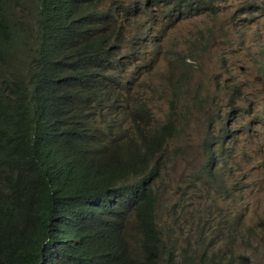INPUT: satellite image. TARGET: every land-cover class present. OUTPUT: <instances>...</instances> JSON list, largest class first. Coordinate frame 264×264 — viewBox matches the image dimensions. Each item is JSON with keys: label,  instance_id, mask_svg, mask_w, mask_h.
<instances>
[{"label": "clouds", "instance_id": "clouds-1", "mask_svg": "<svg viewBox=\"0 0 264 264\" xmlns=\"http://www.w3.org/2000/svg\"><path fill=\"white\" fill-rule=\"evenodd\" d=\"M168 1L76 0L74 11L77 17L72 26V47H64L61 37L58 46L55 43L49 45L54 49L45 56L46 39L36 23L39 13L34 23L32 18L30 23L23 25L27 27L25 31H18L21 32L17 44L21 64L27 63L24 68L30 71V90L33 92L34 80L41 84L39 91L28 97L32 133L27 140L32 150L40 156L58 159L74 152L87 162H94L99 171L109 169L111 181L98 196L93 198L79 192L86 205L83 220L92 228L103 231L106 236L114 233L122 235L124 246L134 249L137 254L140 252L139 230L143 229V223L137 220L135 213L147 198L156 201L150 220L154 218L162 230L164 243L166 236L172 235L179 226H175L177 221L174 218L178 216L173 206L166 210L167 216H172V222L169 224L166 220L163 225L169 224V227L164 230L160 226L158 202L160 183L181 156V149L172 150L169 144L175 129L169 123L162 127H151L150 119L146 118L147 110L145 114H139L141 107L132 105L136 81L147 67H158L163 57L160 47L163 33L153 17L152 2L160 7ZM10 2L12 5L15 3L16 9L37 12L40 0H36L33 7H28L26 0ZM204 7L210 10L214 5L206 0H196V4L191 5L196 14ZM182 15L183 12H180ZM18 29L15 27V31ZM54 37L52 35L50 39ZM224 52L219 44L218 53ZM190 53L193 57H189L183 65L199 67L198 57ZM227 63L224 61V66ZM256 65L264 76V57ZM127 66H131L132 71L128 72ZM236 89L233 83L229 90ZM221 104L210 98L206 99V104L199 103L203 111L196 118V126L200 132V154L206 178L204 187H199L201 195L218 194L232 180L264 170V100L260 104H252L243 99L232 107L223 108ZM0 162H3L1 156ZM190 179L188 189L200 180L193 181V175ZM63 180V176H57L51 182L45 181L49 185L50 198L63 195ZM181 200L183 197H180ZM184 201L177 203L180 204L179 213L183 214L187 223L192 219L197 223L198 213L185 210ZM236 212L227 229L233 230V225H240V210L236 209ZM253 224L248 225L247 232L254 230ZM225 228L222 224L214 233L215 238L210 240L200 229V238L194 240V245L202 248L200 264H242L247 258L231 250L238 235H224ZM240 237L246 240L244 247L255 248L256 245L247 235ZM134 241L138 247H133ZM221 241L224 243L220 244ZM188 243L193 244L186 241L183 245L176 237L169 238L166 245L175 252L174 264H195V259L186 250L183 251L184 263L176 256L177 250ZM219 246L222 251H219ZM159 262L164 264V255H161ZM42 264L88 263H79L76 254L51 245Z\"/></svg>", "mask_w": 264, "mask_h": 264}, {"label": "rangeland", "instance_id": "rangeland-1", "mask_svg": "<svg viewBox=\"0 0 264 264\" xmlns=\"http://www.w3.org/2000/svg\"><path fill=\"white\" fill-rule=\"evenodd\" d=\"M35 1L26 0L27 6L33 7ZM206 2L214 7L210 10L204 7L198 14L191 8L196 0H169L160 7L152 2L153 17L163 33L160 36L163 57L158 67H147L136 81L132 105L146 106V118L150 119L151 127L171 124L175 130L169 144L172 150L181 149V156L160 183L158 196L160 226L166 220L169 224L173 220L166 210L172 206L177 209L178 217L174 219L177 221L175 226H179L172 235L166 236L165 242L168 243L170 237H176L183 245L186 241L193 242L177 250L178 260L184 263L183 251L186 250L195 259V264H200L202 248L194 245V240L200 238V229L210 240L224 224V235H238L231 250L247 256L242 264H264V170L232 180L218 194L201 195L199 187H204L206 178L200 154V132L196 126V118L203 111L199 103L206 104L208 98L222 103V108L232 107L243 99L252 104L264 100V76L256 65L264 57V0ZM16 10L21 27L32 18V23L35 22L36 11ZM180 12H183L182 16ZM175 21L178 22L174 24ZM20 35L18 32L19 38ZM219 44L224 48L223 54L218 53ZM190 52L198 57L199 67L183 65L193 57ZM224 61L229 63L224 66ZM26 64L22 63V67ZM127 70L132 71V67L127 66ZM233 83L237 86L235 91L229 90ZM192 175L193 181L200 180L188 189ZM180 197H183L181 201L186 200L183 202L185 210L198 213L197 223L195 219L187 223L179 213ZM236 209L240 210V225H233V230L227 229L234 220ZM169 224L163 226L164 230ZM249 224H253L251 232H247ZM242 234L256 245L254 249L244 247L246 240L240 237ZM133 244L138 247L136 241ZM219 251H222L220 246Z\"/></svg>", "mask_w": 264, "mask_h": 264}, {"label": "trees", "instance_id": "trees-1", "mask_svg": "<svg viewBox=\"0 0 264 264\" xmlns=\"http://www.w3.org/2000/svg\"><path fill=\"white\" fill-rule=\"evenodd\" d=\"M75 3L76 0H40L36 23L46 39L44 56L52 53L54 48L49 45L58 46L61 37L64 47H72ZM15 10V3L0 0V264H42L51 245L76 254L79 263L160 264L164 255V264H174L175 252L163 242L155 219L150 220L155 200L147 198L136 209V218L143 223L137 254L124 246L122 235L106 236L83 220L86 205L79 192L98 196L111 181L109 169L99 171L94 162L74 152L58 159L32 150L27 140L32 133L28 97L37 93L41 84L34 80L32 92L30 71H20L18 31L27 27H21ZM15 27L19 29L15 31ZM52 35L55 37L50 39ZM140 107L138 113L145 114L146 106ZM57 176L65 178L61 184L63 195L50 198L46 182Z\"/></svg>", "mask_w": 264, "mask_h": 264}]
</instances>
